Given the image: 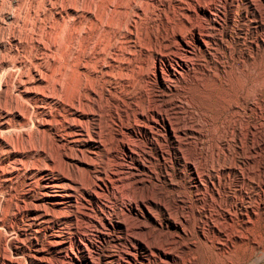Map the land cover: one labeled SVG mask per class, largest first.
<instances>
[{
  "label": "rangeland",
  "instance_id": "obj_1",
  "mask_svg": "<svg viewBox=\"0 0 264 264\" xmlns=\"http://www.w3.org/2000/svg\"><path fill=\"white\" fill-rule=\"evenodd\" d=\"M44 2L46 0H0V59L12 64L15 59L42 53L28 39L31 43L28 41L30 44L27 48L20 49L15 56L7 44L12 32L18 35L25 29L36 37L50 31L58 35L57 53L50 48L57 61L53 67L52 81L55 79L59 81L58 84L62 83L60 86L63 89H71L76 81L73 74L82 69L80 66L88 62V57L95 55L97 47L92 45L96 42L89 37L88 28H84L82 35L68 29L63 22L66 10L63 9L59 16L49 3L46 2V5ZM228 2L113 0L112 6H108L114 10L111 15L112 19L115 18L113 30L110 32L102 27L98 38L102 52L106 54L112 44L122 47L123 29H126L124 24H133L131 29L136 36L135 42L150 49L140 52L137 47H131L129 64L116 66L114 79L109 82L111 84L100 79L93 83L94 86L98 84V92L108 85L117 88L114 99H102L100 106L104 107L96 109L97 119L93 120L95 124L90 125V131L98 130L99 142L104 143L94 163L99 169L105 168L110 178L105 174L104 180L111 192L100 193L102 202L95 203L88 200L80 188H76L75 207L71 211L75 221L65 224L62 214L58 216V212L54 214L48 207L51 215L54 214L52 220L33 233L26 209L15 206L21 194L27 191V181L31 178L20 175L10 192L0 189V264H13L11 261L17 264H81L74 256L75 262L63 254L67 252L69 256L75 255L80 259V253L84 250L97 264H264V0H253L261 16L252 14L243 2ZM198 4L213 9L211 19L205 20L200 13L196 15ZM7 12L14 14L17 21L6 18ZM190 24L208 30L211 36L207 43L210 54L195 50L191 58L193 71L183 72L182 78L185 80L176 82L178 91L170 94V98L166 97V102H158L162 104L158 105L162 113L176 131L177 142L163 130L156 135L155 131L152 139L140 135L138 140L135 139L138 142H131V145L135 144L132 146V160L118 138L121 139L120 132L127 131V124H131L139 112L146 111L147 103L150 106L154 103L152 99L156 87L150 78L154 52L172 55L175 35H187ZM67 46H76L77 51L68 53ZM121 54L116 57L120 59ZM161 69L166 76V67ZM2 74L0 83L5 78ZM125 74L126 81L122 76ZM2 97L0 90V102ZM14 121L17 122V119ZM36 128L35 118L21 128L12 122L7 127L0 125V139L9 140L17 150L29 145L30 148H42L40 156L44 160L41 159L40 166L45 162L54 171L53 176L66 175L80 185L88 186L93 180L90 172H76L75 168L66 167L72 158H78L82 153L58 149L53 133L39 132L38 136ZM37 139H40L39 143ZM89 149L85 146L81 151L88 155ZM120 159L134 173H139L144 182L135 185L128 174L120 173L116 166L118 164L115 165ZM137 161L145 166L144 171L139 167L136 170ZM193 168L194 172L197 171L195 175L192 174ZM113 171L122 179L112 182ZM43 183L44 179L33 182L30 190L33 197L40 192ZM145 199H151L163 207L161 210L150 208L154 220L142 217L140 208L138 215L129 214L128 204H139ZM81 211L87 213L97 225L94 227V223L85 222ZM108 219L114 226L106 222ZM117 223L125 225L127 230L116 227ZM171 223L176 224L178 229ZM140 224L142 227L137 229L136 226ZM82 233L86 234L90 243L83 240L81 243L84 244L80 243L78 236H82ZM53 236L60 237L62 247L50 244ZM131 237L141 240L142 247L134 244ZM14 246L18 248L15 250ZM36 248L41 249L39 253L35 252ZM156 248L173 258L162 260ZM126 251L132 254L129 260L125 259ZM29 253L33 255L32 259L28 257Z\"/></svg>",
  "mask_w": 264,
  "mask_h": 264
},
{
  "label": "bare ground",
  "instance_id": "obj_2",
  "mask_svg": "<svg viewBox=\"0 0 264 264\" xmlns=\"http://www.w3.org/2000/svg\"><path fill=\"white\" fill-rule=\"evenodd\" d=\"M228 1L230 3L231 2H239V1L243 2L246 5V7H248V9H250L252 14L254 13L256 15L258 14L261 16V14H259L260 13L259 9L254 4L253 0H228ZM46 2L50 4L49 6H51L55 10V13H57L59 16L62 14L61 11L63 9L67 11V12L65 11L66 12V14H65L66 19H63V22H65L68 29L76 30L77 32H79V34H81V33H84V28H88L89 35L91 34L89 37H92L91 39L94 40V42H96V43H93V45H92V46L97 47L96 53H95V55H92V57H88L89 58L88 62L80 66L82 68L80 71H76L75 74H73V75H75V77L73 76V78L74 79L76 78L74 86H72L71 89H66V88L63 89L62 88L63 86H60L62 83L58 84L59 81H57L58 82L57 83L56 81H54L55 79H53V81H52L53 74H54V68L53 67H55V65L57 64V61L55 58V53L50 48H52L56 52V47H57V43H58L57 42L58 35L56 33L58 32V30L55 33L56 35H53L49 31L47 33H41L40 35H36V37L32 36V32L27 33L25 31V29L21 30V32H19L18 35L15 34L14 32H12L8 36L7 44L9 45L8 47L11 48L12 53L15 54V56L17 54H19L20 49L27 48L28 43L30 41L34 42V44H35L34 47L39 48L42 53L39 56L31 55V56L23 57V59H15V61H13L14 63L12 62V64H9L7 61H4L3 59L2 60L0 59V74L3 73L2 75H4V77H5L4 78L1 75L4 78V81H3V83H2V81L0 83V90H1V93L3 94V97H2L1 102H0V122H1L0 125L7 127L9 125V123L12 122V123H16L17 126L21 128V127L27 125L28 123H30L32 118H35L36 126H37V128L35 130L39 134L38 136H40L39 132H43V133L47 132V134L53 133L55 136L54 139H55V143H56L57 148L59 147V148L67 149L70 151L76 150L79 153H82L80 157L77 156L78 158H72L73 160H70V162H68V164H66V167L70 166L72 168H75L76 172H77V170H79V172H80V170H84V171L86 170L92 174L93 177L91 175H89V176H91L93 178V180L91 181V183H89L87 181L90 185L88 184V186H82L83 184L80 185L78 183V181H76L75 179L68 177L66 175H59V176L55 175V176H53L54 171H52L50 168H48L49 166L47 163L44 162V164L42 166H40V164L42 163L41 161L44 160L40 156V151H42V148H40V147L35 148L36 146L35 147L33 146L34 148L31 146V148H30L29 147L30 145H29L28 147L21 148L20 150L19 149L17 150V149H15V147H13L15 145H12V143L9 140H8L9 141L8 142V141H5L3 139H0V189H4V190L10 192L14 188V185L18 182L20 175L31 177L27 181V191L24 192L23 194H21L19 201L17 203L15 202L16 203L15 206H16V208H25L26 209V211L28 213V224L32 227L33 233L37 232L38 231L37 229L40 228L44 223L48 222L50 219L52 220V217L54 216V214L56 212H58V216H59V213L62 214L65 224H72V222L74 220L73 217L75 218V216L72 215L73 213L71 211L75 207L74 206V204H75L74 198H75V194L77 192L75 194H74V192H75L76 188H78V189L80 188V190L82 191L84 196L88 200H91L95 203L102 202V201H100V197H99L100 193L111 192L109 185L104 180V177H105L104 175L107 173L106 171H104L105 168L99 169L95 166V163H94L95 160L97 159L98 153L101 151L102 147H104L103 146L104 143L102 145V143L99 142V141H101L100 140L101 138H99L100 133L98 132V130H93L92 132L90 131V125L92 123L95 124V122H93L94 119H97L96 118L97 113L95 111H96V109H100V107H101L100 103L102 102V99L104 100V97H105V100H106V98L114 99V93L116 92L117 88L115 86L111 87L110 85H108V87H106L104 90H100V92H98L99 88H96L98 85L97 84L98 82L96 83L97 84L96 86H94L93 83L101 80L103 82H106V84L107 83L111 84L109 82L112 79H114V70H115L116 66L120 67L122 65L125 67L129 64L130 59H129L128 55H130L132 53V51L130 52L131 47H134V48L137 47V49L140 52L148 51V49H150V48L147 49V46H146V48H144L143 46H141L142 44L139 45L137 42H135L136 36L133 34V31L131 29V28H133L132 27L133 24L132 25H125L124 24L126 29H123L124 30V33H123L124 34V41H123L122 47H121V45L112 44L109 46L106 54L102 52L103 50L100 47V39H98V38H99V35L101 32L100 29L102 27L107 28L108 30H110V32L113 30V26H114L113 20L115 18L112 19L111 15H112L114 10L110 9L108 7V6H112L113 0H56L55 2H52L51 0H46ZM46 2H44V3H46ZM37 3H39V2H37ZM47 3H46V5H47ZM199 4L196 7V15H197V13H200L203 15V17L206 18L205 20L211 19L212 15H213V13H212L213 9L211 10L209 7L199 5ZM38 6H39V4H38ZM50 12H51V10H50ZM20 14L22 15L21 12H20ZM6 18L10 19V21L14 20L13 22L17 21V19H18V18L16 19V16H14V14L8 13V12L6 13ZM58 19H59V17H58ZM186 20L188 21V18H186ZM59 24H58V26H59ZM117 24H118V22H117ZM189 26H191V29L187 35H184V34L183 35H181V34L175 35V43H174L175 45H173L175 47H174V51H173L174 53H172V55H164L161 53L154 52L155 53V56L153 58L154 59V65H153V70H152L150 78L152 80L151 82H153V85L156 87V89L154 90L155 91L154 99H152L155 104L153 103V105L150 106L146 102L147 103L146 104L147 107L145 109L146 111L139 112L135 116L134 121L132 123L129 122V123H131L129 125L127 124V126H126L127 131L126 132H124V131L120 132L121 139L118 138V140L122 144L123 149H126L129 158H131L132 160L134 158L132 146L133 145L135 146V144L131 145V142L137 141L139 139L138 136H140V135L150 137V139H152L155 131H156L155 132V135H156L157 132H160V130H163V131H166L168 133L170 139H175V141L177 142L176 131L173 129L172 124L169 121V119L167 118V116L162 113L160 107L158 106V105L161 106L162 104H158V102L160 103V101L161 102L164 101L165 98L169 97L170 94L175 93V91L177 90L176 82L179 80H185L182 78L183 72L187 73V72L193 71V68H194L193 65L194 64L192 63L193 61H191V58H192V55L194 54L195 50L202 51V53L210 54V51H209L210 48L208 47L207 43H208L211 36L209 35L208 30H204L200 26L195 25V24H190ZM68 29H66V30H68ZM72 33H74V32H72ZM28 39H30V41ZM79 42H80V40H79ZM3 43H2V46H4ZM31 45H33V44H31ZM79 46H80V43H79V45L77 44V47H79ZM81 46H82V44H81ZM75 47L67 46L66 48L68 49V53H72L73 51L74 52L77 51ZM159 47H160V45H159ZM32 51L30 50V52H32ZM30 52H29V54H30ZM117 53L119 55L121 53H123V54H121L120 59H118L116 57L118 55ZM125 54L127 56H125ZM65 55H63V56H65ZM140 55H141V53H140ZM76 57H78V56H76ZM10 58H12V57H10ZM162 67L163 68L166 67V69H167V75L166 76H164L162 73V69H161ZM66 69H68V68L66 67ZM132 70H133V68H132ZM122 76L125 77V78H123V80L126 81L127 75L125 74V76L124 75H122ZM129 76H128V78H129ZM145 82H146V80H145ZM145 89H147V88H145ZM251 93H252V91H251ZM149 99H151V98H149ZM149 99L146 98V100H149ZM152 100H150V101H152ZM166 101H164V102H166ZM248 103H250V102L248 101ZM149 104H151V102ZM103 107H101V108H103ZM98 117H99V115H98ZM14 119H17V122H15ZM98 119H100V117ZM126 120L128 121V119H126ZM96 123H99V122H96ZM188 129H189V127H188ZM183 130H185V129H183ZM43 139H44V137H43ZM135 139H137V140H135ZM150 139H148V140H150ZM39 140L37 139V143L40 142ZM49 140H51V139H49ZM43 143H45V141ZM136 145H138V144H136ZM85 146L90 147V149L88 151L89 152L88 155L83 154V152L81 151L82 147H85ZM46 158H48V157H46ZM48 159H47V161H48ZM116 164H118V165H116ZM115 165L118 166L120 173L122 172L123 174H128L130 176V178H132V182H134L135 185L136 184L139 185V184L144 182V179L142 178V176L139 173L138 174L134 173L132 171L131 167L124 164L123 161H121V159H120V161L117 160ZM135 165L137 168L136 170H138V167H139L141 170L144 171L143 167H145V166L142 163L137 161V163ZM37 166H39V167H37ZM70 167H68V168H70ZM193 167H194V165H193ZM60 169H62V167ZM134 169H135V167H134ZM56 170H58V168ZM190 170H191V168H190ZM194 170L195 169L193 168L192 169L193 175H195L197 172V171L194 172ZM114 172L115 171L112 172L113 176H111L113 178V180H111L112 182L114 180L119 181L120 179H122V178H119L120 175L118 176L116 174L117 170L115 173ZM227 172H228V170H227ZM69 174H70V170H69ZM110 174H111V171H110ZM115 175H117V176H115ZM107 177H108V175H107ZM124 177H128V176L124 175ZM108 178H110V177H108ZM43 179H44V183H43L44 185L42 186V189L40 190V192L37 195H35L33 197V194L31 195V193H30L33 182L34 181H40L41 182V180H43ZM85 181L86 180H84V182ZM120 183H122V182H120ZM78 189H77V191H78ZM156 200H157V198H156ZM26 207H28V210ZM48 207H50L51 211H53V213H54L53 215H51V213H50L51 211L49 209H48L49 210V213H48V210H47ZM152 207L157 208L158 210L159 209L161 210V208H163L157 202H154L151 199H145V200H142L141 202H139V204L138 203H133V205H132V203L128 204V211H129V214H130V212H132V213H135L138 215L139 208H140V214L142 217L148 218L150 220L151 219L154 220V218L150 212V208H152ZM70 212H71V214H70ZM122 214H123V212H122ZM82 215H83L82 218L84 219L85 222H91L92 224L94 223V227H95V225H97V223L87 213H83ZM109 219H110V217H109ZM109 219L106 222H108V224L114 226L109 221ZM99 223L102 224L103 222L99 221ZM171 224H173V226L176 229H178L176 224H174V223H171ZM85 225H86V223H85ZM116 227H118L121 230H125V231L127 230L125 225H123V224L120 225L119 223H117ZM140 227H142L141 224L136 226L137 229H139ZM81 235L82 236H78V240L80 241V243L82 242V240L85 243H90L86 234L84 235V233H82ZM130 240L133 241V243L136 244L137 246L142 247V242L138 238L131 237ZM155 242H158V240ZM50 244L55 245L56 247H59V246L62 247L63 246V242L61 241L60 237H56V236L52 237ZM81 244L83 245L84 243H81ZM76 246L79 247L78 244H76ZM17 248L18 247L14 246L15 250ZM40 250L36 248L35 252L39 253ZM156 250H157V252H158V254L162 260H167V259L173 258L172 255L165 252L164 250H161L160 248H156ZM80 254H81L80 259L76 258L75 255L69 256L67 254V252H64L63 256L64 257L68 256L69 259L71 261H74V262L76 259L81 264H97L96 263L97 261L95 262V260L93 259V257L90 255V253L88 251L84 250ZM58 255L60 256L59 252H58ZM32 256L33 255H31L29 253L28 257L32 259ZM73 256L75 259L73 258ZM131 256H132V254H130L128 252L125 253V259L126 260H129ZM11 262L13 264H17L14 261H11ZM56 264H61V263H56ZM75 264H78V263L75 262Z\"/></svg>",
  "mask_w": 264,
  "mask_h": 264
}]
</instances>
